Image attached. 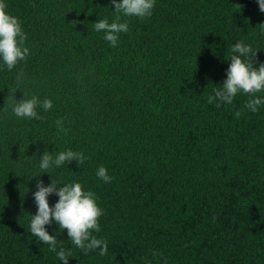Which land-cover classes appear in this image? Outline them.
<instances>
[{
  "label": "trees",
  "instance_id": "16d2710c",
  "mask_svg": "<svg viewBox=\"0 0 264 264\" xmlns=\"http://www.w3.org/2000/svg\"><path fill=\"white\" fill-rule=\"evenodd\" d=\"M6 3L30 53L0 69V264H63L28 230L38 179L78 180L104 209L93 233L104 255L47 226L68 264H264V104L249 112L243 92L208 101L237 40L256 49L254 67L264 62L257 0H156L149 17L121 15L129 30L116 46L93 26L115 19L111 0ZM34 94L52 107L12 113ZM66 149L87 158L33 176L44 150Z\"/></svg>",
  "mask_w": 264,
  "mask_h": 264
},
{
  "label": "clouds",
  "instance_id": "9594fccd",
  "mask_svg": "<svg viewBox=\"0 0 264 264\" xmlns=\"http://www.w3.org/2000/svg\"><path fill=\"white\" fill-rule=\"evenodd\" d=\"M155 2L156 0H111L114 5L112 9L116 13L115 19L111 22L107 17L97 19L93 23L94 29L97 32L103 31L104 40L108 41L110 46H116L120 33L129 30L127 20L121 21V15L140 19L149 17L152 15ZM257 3L260 10L264 12V0H257ZM25 39L26 34L21 22L7 11L6 0H0V69L6 67L11 70L18 62L27 59L30 50L25 44ZM255 50L251 44L242 40H237L230 46V63L225 70L226 76L220 87L213 88V94L208 96L209 102L215 100L218 104L220 102L232 103L234 97L243 92L251 97L245 102V107L249 112L255 113L264 104V96L254 95L264 92V62L253 66L255 62L251 59V55ZM14 101L10 105L12 113L24 118L39 119L37 107L48 110L53 105L50 98L41 99L35 94L27 98L22 96ZM235 115L238 117L240 111H237ZM56 125L62 131L65 130L61 118L57 119ZM86 158L82 152L72 149L59 151L55 155L44 150L38 163V168L43 171L33 176L40 173L50 174L48 170L53 167H59L69 160H75L79 164ZM96 176L104 182H110L113 179L104 165L97 167ZM53 193L58 199L50 205L48 198ZM32 195L36 204V212L29 214L28 230L55 252L59 262L68 264L72 255L63 246L57 250L59 241L56 230L50 234L47 228L53 222L59 226V229H66L71 244L85 253L97 248L101 255L107 252V241L93 234L100 231L98 218L103 214L104 209L98 204L97 195L91 189H86L82 182L78 180L58 182L51 179L50 183L45 184L42 179H38L36 190Z\"/></svg>",
  "mask_w": 264,
  "mask_h": 264
}]
</instances>
